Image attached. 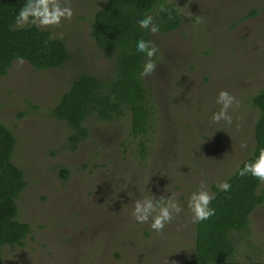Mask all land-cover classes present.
Here are the masks:
<instances>
[{"label":"rangeland","instance_id":"374dc122","mask_svg":"<svg viewBox=\"0 0 264 264\" xmlns=\"http://www.w3.org/2000/svg\"><path fill=\"white\" fill-rule=\"evenodd\" d=\"M106 1L63 0L72 18L39 26L66 42L64 67L14 62L0 75V123L16 136L11 159L27 182L18 220L32 228L23 247L2 248L6 264H182L195 253L188 195L201 182L214 193L255 147L259 112L250 99L264 88V0H165L182 25L169 34L148 32L157 51L143 79L158 126L147 159L130 136L129 113L111 122L91 115L89 137L69 149L70 129L51 109L82 72L102 80L114 75V54L90 36L93 14ZM220 89L239 101L229 109L231 125L211 120ZM151 192L174 196L182 209L160 233L131 216L133 202ZM250 220V242L239 243L233 264H264V203Z\"/></svg>","mask_w":264,"mask_h":264},{"label":"trees","instance_id":"16d2710c","mask_svg":"<svg viewBox=\"0 0 264 264\" xmlns=\"http://www.w3.org/2000/svg\"><path fill=\"white\" fill-rule=\"evenodd\" d=\"M25 2L0 0L1 76L8 73L17 57L37 70L60 69L70 61L64 39L39 26L20 27L16 23V14ZM145 12L154 15L160 33H172L182 25L179 10L165 0H107L93 14L90 36L101 51L114 54L115 72L108 80L82 72L51 109L52 116L69 127L66 145L72 151L89 137L86 121L91 115L111 122L129 113L130 136L137 141L139 158L147 159L148 143L158 126V109L140 75L146 57L135 50L137 38L151 41L148 31L136 24L137 16ZM255 14L253 10L249 16ZM250 103L259 115L254 126L255 147L244 161L264 146V88ZM15 144L16 136L0 123V264H6L2 256L5 245L23 247L32 233L29 223L18 220L17 200L27 182L24 170L11 159ZM239 167L227 179L231 184L228 192L213 186L215 198L210 206L215 215L196 223L195 253L182 264H233L239 243L250 242V217L264 203V192H259L263 182L251 175L239 176ZM67 175L65 170L64 178Z\"/></svg>","mask_w":264,"mask_h":264},{"label":"clouds","instance_id":"9594fccd","mask_svg":"<svg viewBox=\"0 0 264 264\" xmlns=\"http://www.w3.org/2000/svg\"><path fill=\"white\" fill-rule=\"evenodd\" d=\"M163 10L161 8V11ZM72 16V7L64 3L63 0H26L18 10L15 19L20 26L42 27L58 26L62 20H70ZM136 24L141 29H146L151 33H156L159 30V25L154 22V15L149 12L137 16ZM135 50L143 53L146 57L140 75L144 76L152 72L155 68L152 57L156 54V46L151 41L137 38ZM16 62L23 64V57H17ZM214 102L219 105V109L212 113L211 120L213 122L223 120L226 124L231 125L233 119L229 109L238 104L239 101L228 90L220 89L214 98ZM244 146V144H241V147ZM237 174L239 176L251 175L264 182V146L259 147L250 160L243 162V166L239 167ZM216 187L219 191L228 192L231 184L228 180H221ZM214 198L215 194L209 192L204 182H201L195 190L190 192L187 197V208L191 213L190 218L193 223L206 221L209 217L215 215V208L210 206V202ZM181 211V206L174 196H156L151 192L149 195L142 196L133 202L131 216L138 224L147 223L150 229L160 233L165 225L173 220L174 215L179 214Z\"/></svg>","mask_w":264,"mask_h":264}]
</instances>
